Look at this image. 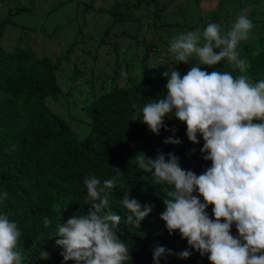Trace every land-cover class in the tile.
<instances>
[{"label":"trees","instance_id":"16d2710c","mask_svg":"<svg viewBox=\"0 0 264 264\" xmlns=\"http://www.w3.org/2000/svg\"><path fill=\"white\" fill-rule=\"evenodd\" d=\"M0 5V194L8 193L0 199V215L6 214L21 232L17 250L26 257L23 264H76L63 261L54 236L58 224L88 211L84 180L89 176L101 184L113 177L118 182L108 196L112 211L122 217L117 235L131 246L132 260L126 264H154L158 246L173 252L159 264H209L207 254L201 257L189 248L178 231L169 235L160 219L166 186L154 184L135 160L138 153L155 158L157 150L172 152L183 169L199 175L211 166L199 151L202 138L190 143L186 125L171 114L165 118L169 131L162 128L159 135L130 119L166 95L162 74L177 63L168 51L172 38L202 33L210 23L223 34L240 15L252 21L249 38L236 50L249 62L244 74L253 83L264 79V0H0ZM52 18L81 20L70 35L60 32V40L67 39L57 56L28 45L38 33L49 41L57 36ZM8 31L15 37L13 45L5 40ZM85 41L94 44L90 57ZM109 53L112 57L104 59ZM82 55H88L89 64ZM193 65H198L196 58L175 67L183 76ZM200 67L241 75L226 60ZM58 70L67 75L61 77ZM173 128L181 144H163ZM128 187L131 198L154 206L139 228L126 222L120 202ZM211 209H206L210 218ZM44 217L51 220L48 227ZM231 233L237 235L235 225ZM186 248L191 252L187 259L175 255ZM40 249L49 253L48 259H40Z\"/></svg>","mask_w":264,"mask_h":264},{"label":"clouds","instance_id":"9594fccd","mask_svg":"<svg viewBox=\"0 0 264 264\" xmlns=\"http://www.w3.org/2000/svg\"><path fill=\"white\" fill-rule=\"evenodd\" d=\"M252 28V21L240 15L223 34L219 25L210 23L202 33L189 31L173 37L168 51L177 63L162 74L167 78L166 95L140 109L133 105L137 111L130 119L140 120L153 135H159L162 128L169 131L165 118L171 114L186 125L190 143L199 144L198 136L202 138L199 151L211 166L199 175L183 169L172 152L157 150L155 158L138 153L135 160L143 173H150L154 184L166 186L160 219L169 235L178 231L189 248L201 257L207 254L209 264H264V79L253 83L244 74L249 62L236 50ZM193 58L198 65L182 76L175 65L188 64ZM222 60L241 75L200 67H213ZM170 131L173 136L162 143L181 144L174 138L176 130ZM84 184L88 211L57 225L55 246L62 250L65 262L126 264L132 260L131 246L117 235L122 217L112 211L108 196L119 187L116 178L101 184L98 177L89 176ZM129 193L128 187L120 198L125 220L139 228L154 206L142 205ZM7 197V192L0 194V199ZM209 205L212 218L206 211ZM50 224L44 217V227ZM233 225L236 236L231 233ZM20 236L17 224L6 214L0 215V264H23L26 257L17 250ZM168 255H173L172 250L156 247L154 264ZM175 255L187 259L191 252L186 248ZM48 258L49 253L40 249V259Z\"/></svg>","mask_w":264,"mask_h":264},{"label":"rangeland","instance_id":"374dc122","mask_svg":"<svg viewBox=\"0 0 264 264\" xmlns=\"http://www.w3.org/2000/svg\"><path fill=\"white\" fill-rule=\"evenodd\" d=\"M62 12L65 13L64 11L60 10V14H62ZM1 13H2V7L0 5V14ZM65 19L63 21H61V22L57 18H52L51 19V21H53V22L50 23V27H52V26H53V28L58 27L57 36L55 34V36H53L55 38L52 39V41H49V39L47 37H45V35H42V34L38 33L36 35V37L34 38V41H32L28 45H32V47L34 49H36V50H38L39 47L43 46L44 47L43 50L50 52V56L51 55L52 56L59 55L58 53L62 50L63 47L66 46V43L64 41H66V39H67V37H64V38H61V40H60V35H61L60 32H63V30H67V32L64 33V34L70 35L75 30H78V27H80V25H81L80 24L81 20H79V22L76 23L75 21H69V20H66V22H65ZM61 25H62V27H61ZM60 27H61V29H60ZM5 40H7V44L8 45H13L14 42H15V37L13 36V32L8 31V33H6ZM93 45L94 44L91 41H85V43L83 44V47H84L85 50H88V49L90 50V52L88 54L89 57L92 54L91 50H92ZM74 53L75 52L70 54L71 58L73 57ZM78 55H79V53H78ZM88 55H85V56L82 55V56L85 58V61L89 64L90 61L88 60V57H87ZM105 55L106 56L104 57V59L107 58V57H110V58L112 57V53L105 54ZM63 65L66 66L65 63ZM85 65H86V63H85ZM107 68L108 67L105 66V68H103V69L106 70ZM58 74L61 77H64L65 75H67L66 72L63 71V70H58Z\"/></svg>","mask_w":264,"mask_h":264}]
</instances>
